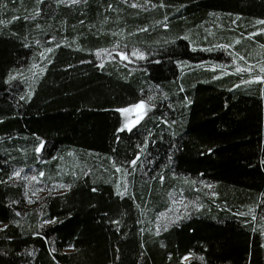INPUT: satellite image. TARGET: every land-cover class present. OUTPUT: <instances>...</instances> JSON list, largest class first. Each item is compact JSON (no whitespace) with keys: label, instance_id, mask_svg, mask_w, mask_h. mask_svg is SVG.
Segmentation results:
<instances>
[{"label":"trees","instance_id":"obj_1","mask_svg":"<svg viewBox=\"0 0 264 264\" xmlns=\"http://www.w3.org/2000/svg\"><path fill=\"white\" fill-rule=\"evenodd\" d=\"M132 1L0 0V264H264V74L214 66L264 58V35L245 38L264 0ZM114 45L146 58L101 66ZM67 155L61 193L28 202L8 181ZM179 188L198 208L155 232Z\"/></svg>","mask_w":264,"mask_h":264},{"label":"rangeland","instance_id":"obj_2","mask_svg":"<svg viewBox=\"0 0 264 264\" xmlns=\"http://www.w3.org/2000/svg\"><path fill=\"white\" fill-rule=\"evenodd\" d=\"M43 3L46 0H39ZM123 3H128L130 5H135L132 0H121ZM64 5H73L78 4L80 0H61ZM149 7L148 5L144 4ZM150 8V7H149ZM246 28H250V32H248L249 37L253 39V36H257L260 34L264 35V25L262 22H252L250 25H246ZM209 31V30H208ZM210 32V31H209ZM239 34L241 32L238 31ZM242 36V35H241ZM240 38H236L235 41L227 48L231 49L234 44H238ZM190 42V40H189ZM190 43H195L193 40ZM196 44V43H195ZM222 48L224 52L225 47ZM219 47L212 49V55H216L217 51H220ZM262 51V50H261ZM94 58L100 63L101 66L109 65L115 63L117 66H121L128 71H133L139 68V64L145 60L146 54L136 47H129L123 45H114L110 48L101 49L94 51ZM252 54V56H251ZM226 60L221 59L215 63V68L222 72H230L233 74H238L242 78V84H254L261 81L259 75L264 74V58L262 56L254 55V52L248 53V56H243L241 53L237 54L235 50L229 51L226 49L225 51ZM254 58L256 60L254 61ZM198 67H207L213 69L210 64H199ZM146 106L144 103H138L136 105L130 106L128 108L120 110V115L122 117L123 127L127 130L133 128L135 125L139 123V121L145 116ZM66 158H71V155H67ZM75 157L71 159H61L59 160V165L53 172V175L44 176L43 173H34L35 170L33 167H18L13 168L8 181L11 184H19L23 191V196L26 201H30L32 199H39L46 194H58L65 190V185L61 182V177L68 173V169L75 168L76 162H74ZM43 161H40L42 164ZM110 165V162H108ZM78 169V168H77ZM71 170V171H72ZM75 171V170H74ZM19 173V175H16ZM48 170V174H49ZM35 177L33 180L32 178ZM123 178V177H122ZM184 183V181L182 180ZM118 188L121 186L116 182ZM180 187V186H178ZM196 189H201L204 191H208V186H205L196 183ZM184 190V187H181ZM176 189L168 195L167 199V209L160 214H158L154 219V231L159 232L172 224H175L181 219L186 218L190 215L193 210L198 208V204L196 203L195 198L186 199L183 195L182 189ZM122 187V191H123ZM198 191V190H197Z\"/></svg>","mask_w":264,"mask_h":264},{"label":"snow or ice","instance_id":"obj_3","mask_svg":"<svg viewBox=\"0 0 264 264\" xmlns=\"http://www.w3.org/2000/svg\"><path fill=\"white\" fill-rule=\"evenodd\" d=\"M16 175H19V173H16ZM33 180L35 179V177L32 178Z\"/></svg>","mask_w":264,"mask_h":264}]
</instances>
